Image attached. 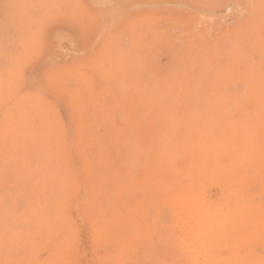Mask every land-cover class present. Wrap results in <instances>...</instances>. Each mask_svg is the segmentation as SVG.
Masks as SVG:
<instances>
[{
  "label": "rangeland",
  "instance_id": "1",
  "mask_svg": "<svg viewBox=\"0 0 264 264\" xmlns=\"http://www.w3.org/2000/svg\"><path fill=\"white\" fill-rule=\"evenodd\" d=\"M213 69L216 84L204 79ZM202 71L206 96L171 107L170 89ZM171 72L170 100L163 88L159 98ZM213 82L223 94L211 98ZM49 132L74 162L78 140L133 135L137 202L49 194L22 163L53 144ZM205 139L225 165L207 200L181 209L152 197L153 171L186 167ZM0 146V264H264V0H0Z\"/></svg>",
  "mask_w": 264,
  "mask_h": 264
},
{
  "label": "bare ground",
  "instance_id": "2",
  "mask_svg": "<svg viewBox=\"0 0 264 264\" xmlns=\"http://www.w3.org/2000/svg\"><path fill=\"white\" fill-rule=\"evenodd\" d=\"M134 4H135V1H134ZM136 5H139V4H136ZM239 28L240 27H238V29ZM231 39H232V37H231ZM168 67H169V65H168ZM209 69H210V67H207V70H209ZM211 69H212V66H211ZM229 69H231V71L234 72L233 75L235 74V72H237L234 68H231V67H229L227 70H223L224 74L222 73V70H219L220 72H217L218 70H216V73L218 75L215 73V71L213 69L211 72L215 75V77L213 74L211 75V73H209L210 70L206 71V72L204 71L205 73L202 71L203 76L200 73L198 75H197V73H195L193 75L192 74L185 75V72H184L182 75V77L185 75V77H183L184 81L181 79V81H183V82L178 83L180 86L175 85L178 82V80H177L178 77H176L173 72H171V75L173 73V75L175 77L173 75H172L173 77L172 76L170 77V76H168L170 74L166 72L168 75L163 74V76H161V78L164 79V75L167 77V79L165 78L166 81L168 80V77H169V79L171 78V81L168 80L170 82L167 81L169 83L168 85H170V83H171V85H170V87L169 86L167 87L166 84H164L161 80H159V83L161 81L162 84H159V87H161V90H160V88L158 90L162 91V88H163V91H165L167 88L168 89L171 88L174 84L175 85V86H173L174 88L175 87L176 88L178 87V89L180 88L181 92L183 89V92L186 93V95H184V93H182L183 95L180 93V98H179L178 96H179L180 90L176 91V88L175 89L171 88L170 89L171 91H169V92L173 91V94H170L171 97H172V95H174V93L177 92V94H175V96H177V97L176 98L172 97L171 100H170V96L168 98V93L166 91H165L166 94H164L163 91L157 92L158 91L157 90L155 92V94L159 93L161 95L163 93L165 95V97H167L168 100H170L169 102H171L170 103L171 107L175 106V105H172V103H176L178 101H181V102L183 101L182 104L180 103V105H185L187 102H189L190 98H191L190 102L187 104L192 105L194 103L195 99L197 98V97H194V101H192L193 100L192 97L197 96L199 90H200L199 95H202L200 93H202V90H203V92L205 93V96H206V91H204V89H202V87H201V89H202L201 90L200 87L197 86L198 84L195 82V78L197 76H198L197 78L201 79L202 77H204L206 75V73H209L210 75L205 76L204 79H206L209 82L210 81L209 78H212V77L216 78L215 79L216 81L211 80V81H214L216 84L217 83V77L219 76V73H221V74H220V77H218V79H219L218 81L220 82L221 79H222V81H224L225 73H226L227 77L231 73ZM131 70H133V69H131ZM224 71H226V72H224ZM175 73L177 75V73H179V72L176 71ZM245 73L247 74V75L245 74V76L248 79L247 81H245V84L246 83H248V84L254 83L251 80L250 72L247 71ZM252 74H254V73L252 72ZM130 75H131V71H130ZM216 75H217V77H216ZM241 75H242V73L240 74V76ZM222 76H224V77H222ZM230 76H232V75H230ZM238 76H239V74H238ZM232 78H233V76H232ZM241 78H243V77L241 76ZM252 78H253V75H252ZM135 80H136V78H135ZM176 80H177V82H176ZM222 81L220 83H222ZM214 82H213V85L212 84L210 85V83H209V87L212 86V89H209L210 90L209 92L211 94V95L209 94V96H211V98L214 96V95L212 96L213 93H211V90L213 91L214 87L217 88V90H218L219 89L218 86L224 84V82H223L222 84H217L218 86L217 85L214 86ZM234 83L235 82H233V84ZM236 84H238V83L236 82ZM236 84H235V86H236ZM224 86H225V84H224ZM164 87H165V90H164ZM239 87L240 86H238V88ZM204 88H206V87L204 86ZM168 89H167V91H168ZM184 90L185 91L187 90V92H185ZM221 90H223V92H225L224 89H221ZM240 90L241 89L239 88V91ZM241 91H240V93H241ZM209 92H207V93H209ZM219 92L221 94H223L221 91H219ZM231 92L233 94V91H231ZM155 94L153 93V97L154 98L158 97L159 94L158 95H155ZM163 94H162V97H163ZM143 95H144V93H143ZM160 95H159V98H162ZM190 95H192V96L190 97ZM235 95H237V91L235 92ZM238 95H239V93H238ZM209 96H208V98H209ZM220 96H219V99L221 100ZM183 98H185V99H183ZM208 98H206V99L208 100ZM131 99L133 102L134 101L133 97H131ZM164 99L166 100V98H164ZM186 99H188L187 102H186ZM142 100H144V99H142ZM158 100H156L157 103L159 102L158 104H163V103L166 104V102H167V101L165 102V100H164L163 103H161L160 99H158ZM211 100H210V102H211ZM143 103H147V101L143 102ZM133 104H134V102H133ZM139 104H141V102ZM165 104H163V106ZM178 104L179 103H177L175 107H177ZM26 105H27V101H24L23 99L20 101H17V103H16L17 108L19 110H22V111L27 109ZM162 112L166 113L167 111L163 110ZM168 112H169V110H168ZM175 112H177V111H175ZM18 122H21V119H19ZM3 126H4V124H3ZM5 127H7V128L10 127V122L8 120L6 121L3 129H5ZM211 129H213V128H211ZM184 130H186V129H184ZM194 131H193V133H194ZM131 133L133 134V132H131ZM169 133H171V132H169ZM182 134H184V133L182 132ZM202 134H205V133H202ZM48 136L51 139V142L53 144H51L48 147L41 146L38 148H33L31 153L24 154V156L22 157L23 158L22 163L25 164L26 166H28L29 170H31L33 172H38L40 174V176H41L40 183H41L43 188L48 184V181L51 183L45 189L48 191V193L51 190V188H52V191H54V193L55 192H57V194L59 193L58 195H60V193L62 194L64 192L67 193V195H69L68 192H70V191L78 193V192H80L79 190H81V191L86 192L87 202H88V205H90L91 207L92 206L93 207L94 206L99 207V206L104 205V204L111 205L113 203H123V202H128V201L137 202L133 135H130V136L126 137V139H123V140L119 139V138H113V139H109V140H101V139H98V136H95V134H92L91 141L85 142V141H79L78 140L73 145V150L76 151L77 158L79 159L78 162L72 161V159L69 157L67 148L63 144L59 143L57 136L54 133L49 132ZM210 136H212V135H210ZM203 137H204V135H203ZM200 145H202V144H200ZM200 145L197 146L195 152H189L188 153V156L186 158V163H187L186 167L179 165V163H172L171 161H168V162L162 163L161 169H159L158 171L157 170L153 171V173H155L154 174L155 177H154V180L151 181V183H150V190L152 192V197H157L160 200L163 199V200L171 201V203H177V204L184 203V204L179 205L181 209H185L187 207L186 206L187 202L198 201L197 204L195 205V206H198L199 204H201L202 201L207 200V198L209 196V192L212 188L211 186L214 184V181H211V179L213 178L214 175L215 176L220 175V173H221L220 170L223 169L225 167V165H224V158L222 156V152L218 148L216 149L215 147H211V143L209 140L205 139L204 145L203 146H200ZM216 145H217V143H216ZM213 146H214V144H213ZM198 147H200V148H198ZM3 148L5 149V147H3ZM3 148H2V146H0V164L1 165L3 164L4 159H5V157L2 153ZM147 153L153 154V155L155 154V153H150L148 151H147ZM165 155H166V158L169 160L174 159V157L169 155V154H165ZM8 165H10V162L6 163L5 175H6L7 170H8ZM47 191H45V192H47ZM220 191L224 197H230L232 195L231 191H229L228 189H221ZM53 196H55V195H53ZM60 197H61V195H60ZM74 197L75 196L73 194L72 198H74ZM69 198H71V197H69ZM61 199H63V198H61ZM58 200H60V199H58ZM54 201H55V203L57 202L54 199L53 203H54ZM64 201L65 200H63V202ZM68 201H69V199L66 200V202H68ZM59 202L60 203L57 205L63 204L61 202V200ZM44 205H46V203ZM64 206H65V204H64ZM202 209H203V206L198 208L196 211V214L201 212L200 210H202Z\"/></svg>",
  "mask_w": 264,
  "mask_h": 264
}]
</instances>
